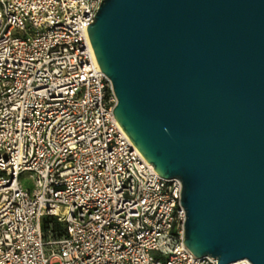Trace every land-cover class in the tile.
Segmentation results:
<instances>
[{
    "label": "built area",
    "instance_id": "built-area-1",
    "mask_svg": "<svg viewBox=\"0 0 264 264\" xmlns=\"http://www.w3.org/2000/svg\"><path fill=\"white\" fill-rule=\"evenodd\" d=\"M100 2L0 0V264H217L184 244L180 180L113 115Z\"/></svg>",
    "mask_w": 264,
    "mask_h": 264
},
{
    "label": "water",
    "instance_id": "water-1",
    "mask_svg": "<svg viewBox=\"0 0 264 264\" xmlns=\"http://www.w3.org/2000/svg\"><path fill=\"white\" fill-rule=\"evenodd\" d=\"M86 29L115 119L181 182L186 247L264 264V0H101Z\"/></svg>",
    "mask_w": 264,
    "mask_h": 264
},
{
    "label": "rangeland",
    "instance_id": "rangeland-1",
    "mask_svg": "<svg viewBox=\"0 0 264 264\" xmlns=\"http://www.w3.org/2000/svg\"><path fill=\"white\" fill-rule=\"evenodd\" d=\"M21 182L23 183V184H25V185H28L29 183H30V181H29V179L27 178V175L26 174H24V175H22V177H21ZM46 253L48 252V248L46 247ZM52 264H59L57 261H53L52 262Z\"/></svg>",
    "mask_w": 264,
    "mask_h": 264
},
{
    "label": "trees",
    "instance_id": "trees-1",
    "mask_svg": "<svg viewBox=\"0 0 264 264\" xmlns=\"http://www.w3.org/2000/svg\"><path fill=\"white\" fill-rule=\"evenodd\" d=\"M50 220L51 219L49 218H44V228L46 227L45 222L50 221ZM55 227H57L56 224H53V229H55Z\"/></svg>",
    "mask_w": 264,
    "mask_h": 264
},
{
    "label": "bare ground",
    "instance_id": "bare-ground-1",
    "mask_svg": "<svg viewBox=\"0 0 264 264\" xmlns=\"http://www.w3.org/2000/svg\"><path fill=\"white\" fill-rule=\"evenodd\" d=\"M241 261H245V260H240V261H237L236 263H238V262H241ZM246 262V261H245ZM247 263V262H246ZM247 264H249V263H247Z\"/></svg>",
    "mask_w": 264,
    "mask_h": 264
}]
</instances>
